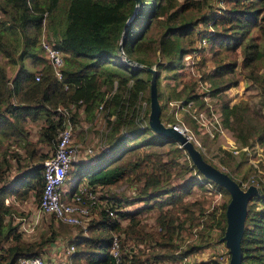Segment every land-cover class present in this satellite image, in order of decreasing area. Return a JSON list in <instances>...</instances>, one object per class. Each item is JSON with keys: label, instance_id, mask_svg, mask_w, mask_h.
I'll return each mask as SVG.
<instances>
[{"label": "trees", "instance_id": "1", "mask_svg": "<svg viewBox=\"0 0 264 264\" xmlns=\"http://www.w3.org/2000/svg\"><path fill=\"white\" fill-rule=\"evenodd\" d=\"M209 2L142 0L140 4L137 0H0V53L12 64H18L16 72L9 78L5 65L0 62V183L12 167L10 157L22 169L9 185H0V263L17 264L20 256H35L44 244L55 240L56 233L51 231L46 238L24 241L16 225L5 221L11 209L3 199L7 195L25 199L32 190L35 201H40L44 185L42 162L48 153L39 145L44 143L49 148L54 147L64 119L57 107L70 105L82 108L90 121L97 109L106 111L111 118L108 119L107 149L83 166L78 179L86 178L93 189L96 186L114 187L133 174L143 180V189L136 199L146 200V209H159L158 221L165 229V232H157L160 237L156 244L161 248L152 256L158 262L178 258L174 232L177 228L185 229L188 219L181 217L179 212L191 214V226L198 225L196 218L204 214L205 207L199 199L192 202L184 199L193 186L205 187L197 176V172L202 171L194 166L185 182L174 185L169 182L176 167L180 166L182 148L175 139L160 135L149 126L151 97L148 91L153 73L120 59L123 53L139 64L156 65L158 100L163 90L161 72L173 71L169 76L177 77L184 56L194 55L197 51L205 53V49H208L207 56L216 58L218 63L214 71L206 73L213 80L211 94H219L236 84V81H225L227 74L238 66L236 53L242 56L240 65L248 70L247 76L264 82V74L258 71L259 64L264 61V0H224L225 6L220 11ZM200 24L204 28H200ZM43 31L47 41H52L64 53L61 79L56 78L40 54L39 39ZM27 59L43 65L36 70L30 69L25 64ZM195 88L196 81L191 79L180 89L177 85L172 86L169 96L184 98L185 105L190 101L204 104ZM145 100L148 109L144 106ZM221 109L225 122L241 130L231 124L242 122L245 105L223 100ZM162 110L161 106L163 121ZM76 114L75 111L71 113L73 124H76ZM38 121L42 124L37 139L27 140L26 124ZM245 124L253 128L252 136L263 143L264 124L260 127L250 121ZM10 138H16L15 142L24 154L9 151ZM243 141L246 143L248 139ZM166 144H170L175 153L167 160L160 157L156 149ZM145 146L148 149L142 150ZM228 154L232 155L231 152ZM226 173L235 179L231 172ZM183 174L182 170L180 175L183 177ZM206 180L209 182L210 179ZM217 186L225 195L229 194L223 185L218 183ZM72 191L76 188L72 187ZM117 200L119 210L123 201L115 198ZM229 200L221 209L209 211L207 215L212 221H205V227L216 226L221 236L227 229ZM127 203L134 201L127 200ZM142 209L117 211L129 220L125 226L108 211L99 210L97 217L89 220L86 231H79L71 239L75 247L71 253L72 263L111 264L114 258L110 247L117 231L130 239L144 240L152 236L144 231L139 217ZM210 245L211 240L202 237L199 242L190 243L182 254L198 252ZM241 247V264H264V183L247 201ZM126 258L129 263L125 264L149 263V259H141L132 248Z\"/></svg>", "mask_w": 264, "mask_h": 264}, {"label": "rangeland", "instance_id": "2", "mask_svg": "<svg viewBox=\"0 0 264 264\" xmlns=\"http://www.w3.org/2000/svg\"><path fill=\"white\" fill-rule=\"evenodd\" d=\"M209 4L218 11L225 6L224 0H210ZM206 9H204L205 12L208 10ZM199 27L204 28L201 24ZM43 36L45 37L44 31L39 41ZM205 50V53L197 51L194 55H185L183 66L178 68L180 75L177 77L169 76L173 75V71L161 72V88H163V90L161 92L162 97H159L158 102L160 109L161 106L163 107L162 112L164 114V120L162 123L166 126L179 124L180 126L187 127V133L193 137L190 141L200 151L203 158L208 163L222 171L231 172L235 180L237 182L239 181L243 195L258 193L259 187L264 183V142L261 143L255 136H252L251 133L253 132V128H250L245 123L250 121L258 127L264 124V82L247 76L248 70H245L240 65L242 56L236 53L239 62L238 66L234 72L227 74L225 80H232L231 83H235L236 81V84H232L223 89L219 94H211L213 80L210 77L208 78L206 73L214 71L218 63H216V58L208 57V49ZM40 54L46 59L41 47ZM45 61L51 69L48 61ZM120 61L128 63L123 53H121ZM226 61H229V59H226ZM0 62L5 65L7 75L11 78L18 68V64H12L1 53ZM134 62L129 64L133 66ZM25 64L30 69L35 70L39 68L38 66L41 67L43 65L42 62L33 63L30 59H27ZM140 65L145 69L149 67L152 71H157L156 65L147 66L146 64H139V66ZM258 71L264 74V61L262 65L259 64ZM191 79L196 81L195 89L201 94L200 98L203 99L204 104L198 101H190L185 105L184 98L174 99V97L169 96L172 86L177 85L180 89ZM156 92L158 98L157 85ZM148 95L151 97V86ZM223 100H227L231 104L242 103L243 106L245 105L246 109L241 113L244 117V119L241 120L242 122L231 124L234 125V127H240L241 130L234 129L225 122L221 109ZM143 103L146 109H148L147 101L145 100ZM74 108L75 107H72L70 112L73 113L75 111V113H77L76 126L74 127V144L80 150L79 157L84 159V161L86 160L85 162L87 163L92 157H95L104 149H107L108 142L106 141V135L109 129L108 119L111 118L107 115L106 111L97 109L93 120L90 121L87 119L82 108ZM41 124V121L35 123L28 122L26 124L27 135L25 138L27 140H36L39 135V127ZM149 126L154 132L160 134L159 131L152 126L151 122ZM15 139L16 138L9 139V151H17L18 153L24 154L23 149L15 142ZM243 139H248V141L244 143ZM177 145L182 148V155L179 158L181 162L180 166L176 167L169 180L173 185L185 182V178L188 177L190 173H193L192 169L194 166L198 169V166L195 164L187 148L179 140H177ZM39 148H41L42 151H47V157L53 151V147L49 148L44 143H40ZM88 149H90L91 152H87ZM141 149L147 150L148 148L145 146ZM156 149L158 150L159 156L165 160L175 156V153L171 150L170 144L156 147ZM228 152H231L232 155H229ZM10 160L12 162V167L7 172L4 182L0 183V185H9L12 179L22 170L21 167L16 166L14 158L10 157ZM21 162L24 164L25 161L23 160ZM86 163L83 164L82 161L73 162L65 179V187L67 189H72V187L76 188V190L82 189L84 185H86L88 189H91L96 195L95 203L90 205L89 214L83 219L81 224H64L55 219L52 214L40 213L38 208L39 202L37 203L35 201L32 190H30L25 199H19L13 195L5 196L3 199L4 203L10 206L11 211L4 219L16 225V230L21 232L24 241L40 240L41 238L49 236L51 231H54L56 236L55 241L52 243L56 245L55 248H59L60 246L65 247L67 239H71L74 235L78 234L79 231L84 232V229L88 226L89 220L97 217L98 211L101 210L103 204H108L112 208L113 205L116 206L113 208L116 213L122 209L135 210L137 208H143L139 217L142 220L144 231L148 234L152 233L153 235L144 240L125 237L123 242L126 247H129L130 250L132 248L137 255L141 256V259H149L148 264H215V261H217L218 264H230L231 253L224 236H221V231L216 226L212 229L205 227V221H212L209 219L207 213L209 211L221 209L223 203L229 200V198L231 199L230 192L228 195H225L217 186L218 182L214 181L203 172H197L198 178L203 181L205 187L199 185L193 186L190 192L184 196V199L187 202L199 199L205 207L204 214L196 218V221L199 222L198 225L192 224L191 226V214L179 212L181 217L188 219L186 220L185 229L177 228L174 232L173 239L174 242L178 244L175 253L178 258L158 262L156 259L154 260L152 256L154 254L152 253H156V251L161 248L156 244V239L160 237L157 232H165V229L158 221L159 209L155 207L146 209L148 205L147 201L136 199L143 189V180L137 179L136 175L133 174L114 187L100 188V186H96L97 188L93 189L87 184L86 178L80 177L81 179H78V175L83 172L82 169ZM190 166H192L191 169H186L187 167L190 168ZM182 170L184 171L183 177L180 175ZM194 172L196 173V171ZM206 179H210L209 182ZM210 181L212 182L210 183ZM115 198L123 201L122 208L119 206V210L117 207L119 201L117 200L116 202ZM127 200H132L134 203H127ZM177 210L180 211V209ZM195 211L196 214L199 213L198 210L195 209ZM119 217L121 218L120 222L125 226L129 220L120 215ZM119 232L121 231H117L116 233ZM61 237L66 239H61ZM202 237H207V239L211 240V245L198 252L187 255L182 254L183 249H187L190 243L199 242ZM8 242L9 241L4 245L6 246ZM49 244L50 242L44 244L43 247L48 249L50 248ZM4 263L5 262L2 264Z\"/></svg>", "mask_w": 264, "mask_h": 264}, {"label": "built area", "instance_id": "3", "mask_svg": "<svg viewBox=\"0 0 264 264\" xmlns=\"http://www.w3.org/2000/svg\"><path fill=\"white\" fill-rule=\"evenodd\" d=\"M205 41L206 40L203 39V42ZM40 44L44 52V57L50 64L53 74L57 79H61L62 67L64 65L63 51L55 47L52 41H47L44 36L41 38ZM135 66L137 65L134 64V67ZM38 78L39 76L37 75L36 79ZM72 107L74 106L57 107L58 113H60L64 119L58 131L52 153L42 162L44 185L38 208L40 213L52 214L55 219L64 224L78 225L88 216L90 205L96 201V195L91 189H88L86 185H84L82 189H77L76 191H72V189H67L65 187V179L72 163L80 159V150L74 144V127L76 124H73L71 120L70 112ZM169 126L184 134L188 140L193 138L187 133V127L180 126L179 124H172ZM87 152H91V150L88 149ZM102 209L108 211L110 215L116 217L120 221L121 218L118 213H116L110 205L103 204L101 210ZM85 230L86 229H84V231ZM124 238L125 234L121 232L114 233L110 247V254L114 258V261L111 264L129 263V260L126 258V253L130 248L126 247L124 244ZM52 246L54 245L50 242V248L47 249L43 247L42 251L35 256H20L17 259V264H66V262H61L58 259L55 253L56 251H54ZM74 250L75 247L73 243L66 245L65 252L68 255L73 253ZM129 255L132 256L131 253Z\"/></svg>", "mask_w": 264, "mask_h": 264}, {"label": "water", "instance_id": "4", "mask_svg": "<svg viewBox=\"0 0 264 264\" xmlns=\"http://www.w3.org/2000/svg\"><path fill=\"white\" fill-rule=\"evenodd\" d=\"M138 3H142V0H137ZM135 15V14H134ZM133 15V16H134ZM133 17L129 20H132ZM123 46V40L121 43V48ZM128 63L134 62L132 59L126 57ZM137 66L141 67L138 63L134 62ZM133 64V66H134ZM146 69L151 70L147 67ZM152 71V70H151ZM152 81H151V124L154 126L160 134L164 136H169L176 141L179 140L188 150L192 156L195 164L198 168L206 174L208 177L212 178L214 181L223 185L231 194V199L228 203L226 215H227V229L224 235V239L227 242V246L231 253L230 264H241L242 263V247H241V236L243 232V223L246 215V205L247 201L252 194L243 195L242 189L239 183L228 173L213 167L208 163L200 153V151L194 146V144L187 139L184 134L177 131L171 126H166L162 123L160 118L161 109L157 98L156 92V77L157 71H152Z\"/></svg>", "mask_w": 264, "mask_h": 264}, {"label": "crops", "instance_id": "5", "mask_svg": "<svg viewBox=\"0 0 264 264\" xmlns=\"http://www.w3.org/2000/svg\"><path fill=\"white\" fill-rule=\"evenodd\" d=\"M82 161V163L83 164H85L86 162V160L84 161V159H79L77 162H81ZM74 236H76V235H74ZM73 236V237H74ZM60 237V236H59ZM72 237V238H73ZM71 238V239H72ZM61 239H66V238H64V237H61ZM71 239H67V244L66 245H68V244H70L71 242ZM55 241V240H54ZM53 245L54 246H52V248L53 249H55L54 251H56L55 253L57 254V257H58V259L61 261V262H66V264H73L72 263V260H71V254H67L66 252H65V248H66V246L64 247V246H60L59 248H55L56 247V245L53 243ZM59 246V245H58ZM58 250V251H57ZM58 252V253H57ZM70 261V262H69Z\"/></svg>", "mask_w": 264, "mask_h": 264}]
</instances>
